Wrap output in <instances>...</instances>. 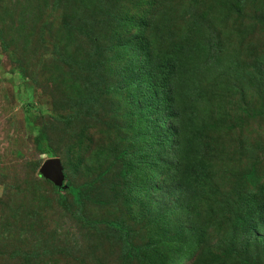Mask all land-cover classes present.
Returning a JSON list of instances; mask_svg holds the SVG:
<instances>
[{
    "label": "rangeland",
    "instance_id": "rangeland-1",
    "mask_svg": "<svg viewBox=\"0 0 264 264\" xmlns=\"http://www.w3.org/2000/svg\"><path fill=\"white\" fill-rule=\"evenodd\" d=\"M134 33L146 39L148 73L178 91L189 87L187 58L198 62L196 125L210 127L200 151L148 148L161 132L152 138L159 116L146 109L140 54L131 60ZM39 135L60 161L63 188L81 187V203L41 173L51 157ZM171 153L190 155L192 171L170 174ZM161 169L143 196L139 181ZM260 189L264 0H0V264H172L175 227L192 225L204 248L189 262L214 264L233 246L223 238L240 198ZM233 234L234 250L252 258L257 240ZM154 236L159 250L147 248ZM125 237L141 256L127 257Z\"/></svg>",
    "mask_w": 264,
    "mask_h": 264
},
{
    "label": "trees",
    "instance_id": "trees-1",
    "mask_svg": "<svg viewBox=\"0 0 264 264\" xmlns=\"http://www.w3.org/2000/svg\"><path fill=\"white\" fill-rule=\"evenodd\" d=\"M142 36L143 34L140 33L129 36L130 37L129 39L131 40L138 39L140 42L135 44V47L132 49L131 60H133L137 54H140V62L141 61L143 62V64L140 65V69L145 71L144 75L140 80L142 82L141 84L144 86L147 92L146 95L147 102L150 104L149 107L148 106L146 107V109L150 110L155 108L159 116L158 122L155 123L153 127L149 126V129H154L155 132V133L153 132L154 134L152 138L158 133L157 131L161 132L159 139H156L155 141L150 140V145L148 146V148H152V146L159 144L160 146L165 148V150L171 149L172 152L175 151V154L177 155L178 152L181 155H186L184 153L185 149H188L190 151L191 148L193 149L195 148V144L197 143L196 149L200 151L202 145L201 142L202 139H204V137L200 135V131L201 130L206 131L210 127H207V125H202V126L196 125L198 118L202 116V114L199 111H197V107H196V105H198V102H200L201 98H199L197 94V91H199L197 90L198 87L197 79L193 77L194 70L198 66V62H195L190 57L187 58L188 64H184V66L192 68L191 70H189L191 74L188 76L190 80L189 87L185 91L184 90L178 91V86L177 88L176 86L174 87L171 81H166V80L159 81L155 79V77L152 74L148 73L150 72V69H146L147 66H145V62L148 60L150 52H148L147 46L143 45V42H145L146 39L143 38ZM125 52L126 51L124 50V54ZM212 57L214 58L215 55ZM175 75H180V73L177 74L176 72ZM181 92H183L186 95L185 96L182 95ZM185 98L189 99V103H190V105L186 107L183 106L184 103L183 101L185 100ZM181 125L182 127H180ZM184 134L185 135L189 134V135L184 137L182 136ZM43 138L44 136L41 135L37 136L38 150L40 151L41 154H46L48 157L51 158L54 157L55 156L54 151L50 148V146H45ZM171 154L173 157H171V164L170 166H168V169L172 170L170 174L175 175L184 170L192 171V161H190L191 160L190 155L186 157L187 162H185V159L183 160L179 159V157L174 153ZM172 158H175V162H173L174 165L172 164L173 161ZM139 161L143 163L142 159H139ZM144 163L147 167L153 168V165L150 160H144ZM144 171L145 174H148L145 169ZM135 173L136 175H139L138 172ZM195 174L199 178V174L197 170H195ZM163 177H165V173L162 172V169L153 171L151 175L147 177V181L145 182V184L144 183L142 184V182L139 181V187H136V189L138 190L142 188L143 189L142 194L144 196V192L145 191L147 192L151 187L152 181L154 179H158V178L161 179ZM245 177L251 180L258 178L254 168L253 169L251 168L247 172ZM58 190L59 192L68 191L71 194L74 202L81 203V198L83 193L80 186L68 185L65 189L63 187H58ZM193 191L194 192L197 191V192L193 193ZM190 192H191L190 194L198 195V196L201 194V192L198 191V189L194 184H193V190L190 189ZM244 195L245 196H243L242 198L239 197L242 200L243 207L239 212H236L233 216L236 218L234 222H232L233 226L234 225L235 226L231 230L229 237L225 236V238L223 239L225 240V242H229L230 244L232 242L231 245L234 246L236 240L235 239L236 234H233V230H236V232L243 231L244 233L249 234L250 238L257 240L258 250L256 252H252L250 255L252 258L248 259V256L237 253L236 249L234 250L232 246L228 248L230 251L224 254L222 257H219L218 259L215 260L212 259L214 264H260V261H256V259H260V257L264 261V190L260 189L257 192L251 194L245 193ZM59 196L62 195L59 194ZM180 207L182 208V212L187 211L188 209V207H186L185 205L184 206L180 205ZM222 212H223V206L219 214L221 215ZM156 216L157 218L160 219L163 218L162 215L160 214H156ZM162 223L164 225L163 232L167 234V237L163 239V243L167 244V240L173 237H169L168 235L169 225L167 223V220L162 221ZM111 225L116 229H121L128 236V232L127 230L124 229L126 228L124 225L116 222H112ZM203 236H204L203 233L200 234L199 231L194 227V225L188 228L180 227V226L175 227V238H176L175 241L177 242L178 245V251L176 256L175 255L171 256L172 258L171 263L191 264L189 261L197 252L199 259L200 256L203 254L202 252L204 248ZM159 242H161L160 238L154 236L151 238L150 246H148L147 248H150L152 250L153 249L159 250L161 245L159 244ZM125 249L127 251L128 258L129 257H131V259L135 258L136 253H139L138 256H141L140 254V252L142 251L141 247L140 246L138 247L135 244H133L127 237H125ZM157 252L159 253V251Z\"/></svg>",
    "mask_w": 264,
    "mask_h": 264
},
{
    "label": "water",
    "instance_id": "water-1",
    "mask_svg": "<svg viewBox=\"0 0 264 264\" xmlns=\"http://www.w3.org/2000/svg\"><path fill=\"white\" fill-rule=\"evenodd\" d=\"M40 171L45 178L52 181L58 187H65V185H63L64 174L60 161L57 157L45 160L40 167Z\"/></svg>",
    "mask_w": 264,
    "mask_h": 264
}]
</instances>
